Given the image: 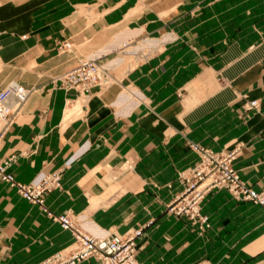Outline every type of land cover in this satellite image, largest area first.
I'll list each match as a JSON object with an SVG mask.
<instances>
[{
    "label": "crops",
    "instance_id": "obj_1",
    "mask_svg": "<svg viewBox=\"0 0 264 264\" xmlns=\"http://www.w3.org/2000/svg\"><path fill=\"white\" fill-rule=\"evenodd\" d=\"M136 31L164 47L126 73L119 57L116 83L85 93L54 81ZM65 42L72 49L60 51ZM14 80L34 92L0 158L14 157L9 172L21 183L62 170L49 211L120 233L149 224L143 264H264L263 206L221 188L203 201L208 227L166 211L179 173L199 159L190 143L242 145L234 166L264 189V0H0V91ZM251 100L259 109H246ZM73 241L0 180V264H38Z\"/></svg>",
    "mask_w": 264,
    "mask_h": 264
},
{
    "label": "built area",
    "instance_id": "obj_2",
    "mask_svg": "<svg viewBox=\"0 0 264 264\" xmlns=\"http://www.w3.org/2000/svg\"><path fill=\"white\" fill-rule=\"evenodd\" d=\"M103 56L83 58L67 73L61 75L65 89H75L79 92H90L95 87H108L113 84V69L118 61L102 62ZM34 92L18 81H10L0 91V142L5 132L15 123L18 114ZM133 96H140L133 92ZM257 105V102H252ZM200 154L199 163L187 173L183 174V190L168 205V211L176 215H186L197 221L207 222V217L201 213V203L206 194L214 188H227L238 199L250 200L264 206V191H258L244 183L233 167V160L237 156L235 150L214 152L204 147H196ZM14 157L0 158V180L11 187L32 203L44 205L48 191L61 187L62 170L41 175L31 183L16 181L9 168ZM50 214V213H49ZM51 215V214H50ZM63 228L70 230L77 239V247L69 257L58 255L40 264H74L77 259L98 256L106 264H139L135 259V239L142 234V229L125 241L123 238L100 233L91 227L82 217L72 213L55 215ZM61 259V261H60ZM206 264V263H203Z\"/></svg>",
    "mask_w": 264,
    "mask_h": 264
},
{
    "label": "rangeland",
    "instance_id": "obj_3",
    "mask_svg": "<svg viewBox=\"0 0 264 264\" xmlns=\"http://www.w3.org/2000/svg\"><path fill=\"white\" fill-rule=\"evenodd\" d=\"M126 36V38L125 39H123V40H121L118 44H116L115 45V48H112V49H110V50H103L101 53H97V54H94V55H90L91 57H93V56H100V55H107V56H103V58L101 59L102 60V62H109V61H111V60H115V61H118V64H116L115 65V68L113 69V71H112V73H113V83H116L117 82V76L115 75L116 74V68L118 67V65H119V63H121V59H118L119 57H123V58H125V63H123V65H124V70H123V72L124 73H126L127 71H129L131 68H133V67H135L138 63H141V62H143V61H146L147 59H149L150 57H152L155 53H157V51H159V50H161V49H163V47H164V43H165V39H162L160 36V38L159 37H156V36H153V35H151L150 33H147V32H141V31H136L135 32V34L134 35H132L131 37L129 36L128 37V35H125ZM72 47H73V45H72V43H70V42H65V43H62V44H60L59 45V50L60 51H68V50H71L72 49ZM90 56H85V57H83V58H87V57H90ZM83 58H81V59H83ZM118 60H117V59ZM80 59V60H81ZM79 60V61H80ZM79 63V62H78ZM77 63V64H78ZM122 65V66H123ZM76 66V65H75ZM74 66V67H75ZM121 66V67H122ZM73 67V68H74ZM72 68V69H73ZM116 69V70H115ZM118 69H120V68H118ZM71 70V69H70ZM69 70V71H70ZM68 72V71H67ZM67 72H65V73H67ZM65 73H63V74H65ZM123 73V74H124ZM62 74V75H63ZM61 76V75H60ZM60 76H57V77H55V79H54V81H59L60 82V84H61V86L63 87V85H62V82H61V79H59V77ZM9 83V82H8ZM7 83V84H8ZM6 84V85H7ZM99 87V86H98ZM254 101H256L257 102V105H252V102H254ZM259 107H260V103H259V100H251V101H249L247 104H246V109L247 110H250V109H259ZM1 123H2V121L0 120V125H1ZM190 146L192 147V149L198 154V156H199V159H198V161L196 162V164L194 165V166H192V167H190V168H188V169H185V170H183V171H181L180 173H179V180H180V182H181V184H182V190H183V188H184V186H183V183H182V177H183V174H185V173H187L188 171H190L192 168H194L198 163H199V161H200V154L197 152V150L195 149L197 146L198 147H204V148H206V149H209V150H212V149H210V148H207V147H205V146H202V145H200L199 143H190ZM232 150H235L236 152H237V156H236V158L233 160V167H234V169L236 170V172L239 174V176H240V173H239V171L235 168V162L237 161V159L242 155V153H243V147H242V145H237V146H235V147H233L232 149H230V150H227V151H232ZM212 151H214V150H212ZM227 151H214V152H218V153H221V152H227ZM240 178H241V176H240ZM241 180L244 182V183H246L247 185H249V186H251L252 188H254L250 183H248L247 181H245V180H243L242 178H241ZM57 189V188H56ZM215 189H221V188H214V189H212L211 191H213V190H215ZM225 189H227V188H225ZM255 189V188H254ZM54 190V189H53ZM181 190V191H182ZM230 193H231V191L229 190V189H227ZM52 191V190H51ZM51 191H48L47 193H49V192H51ZM180 191V192H181ZM211 191H209V192H211ZM261 191H264V189L263 190H261ZM179 192V193H180ZM208 192V193H209ZM46 193V194H47ZM178 193V194H179ZM207 193V194H208ZM177 194V195H178ZM207 194H206V196H207ZM232 194V193H231ZM176 195V196H177ZM233 195V194H232ZM175 196V197H176ZM205 196V197H206ZM234 196V195H233ZM174 197V198H175ZM205 197H204V199H205ZM235 197V196H234ZM236 199H238L237 197H235ZM44 199H45V197H44ZM204 199H203V201H204ZM174 200V199H173ZM172 200V201H173ZM238 200H240V201H250V200H241V199H238ZM171 201V202H172ZM203 201H202V203H201V213L203 214V212H202V204H203ZM31 202V201H30ZM251 202H253V201H251ZM253 203H255V202H253ZM34 204H36V203H34ZM255 204H258V203H255ZM39 206H41L42 208H44L45 209V211H47V213L49 214V216L53 219V220H55L54 219V216H55V214L54 213H52L51 211H49L47 208H46V205H45V202H44V205H40V204H38ZM168 205H169V203L167 204V207H166V211L167 212H169L168 211ZM258 205H261V204H258ZM261 206H263V205H261ZM264 207V206H263ZM67 212H69V213H72L73 215H75L76 217H82V218H84L85 219V221L87 222V223H89L90 225H92L91 227H93V229L94 230H96L97 232H100V233H105V234H110V235H113V236H118V237H121V238H123L125 241H127L128 240V238H130L134 233H135V231H137V230H139V229H142V234L141 235H139L136 239H135V252H134V255H135V259L137 260V262L139 263V264H143V263H141L140 261H139V259H138V257H137V254H138V246H139V242H140V239L142 238V236H143V234H144V230H145V228L149 225V224H146V225H144V226H140V227H136V228H131L130 230H128L127 232H125V233H120V232H118V231H116V230H105V229H103V230H100V229H98L97 227H95V224H94V221L93 220H91V219H89V217H88V215L86 214L85 216H80V215H78V214H75V213H73V212H71V211H66L65 213H67ZM169 213H171V212H169ZM64 214V213H63ZM172 214H174V213H172ZM176 215V214H175ZM204 215V214H203ZM177 216H186V215H177ZM204 216H206V215H204ZM186 217H188V216H186ZM207 217V222H203V220H199V221H197V220H195V219H191L190 217H188L193 223H198V224H200V225H203V226H205V227H208L209 226V218H208V216H206ZM55 221H57V220H55ZM57 222H59V221H57ZM60 223V222H59ZM61 224V223H60ZM62 226V225H61ZM202 226V227H203ZM63 227V226H62ZM65 229V228H64ZM67 230V229H66ZM72 233V232H71ZM73 234V236H74V241H73V243L71 244V245H69L68 247H66L65 249H62V250H60V251H57V252H55V253H53V254H51L49 257H47V258H45L44 260H42L41 262H39L38 264H40V263H43L44 261H46L47 259H50V258H55V257H58V255H60V256H64V258H66V257H69V256H71L72 254H73V252H74V250L76 249V247H77V239H76V236L74 235V233H72ZM89 258H95V259H97L101 264H106L104 261H103V259L102 258H100V257H98V256H89V257H86V258H82V259H77L76 261H75V263L74 264H78V263H80L81 261H84V260H86V259H89ZM60 261H61V259H60ZM203 263H206V264H213L212 262H210V261H208V260H203V261H198V262H195V263H189V264H203Z\"/></svg>",
    "mask_w": 264,
    "mask_h": 264
}]
</instances>
